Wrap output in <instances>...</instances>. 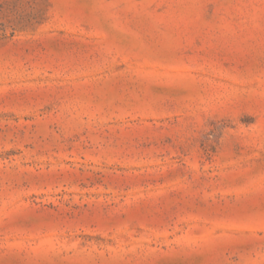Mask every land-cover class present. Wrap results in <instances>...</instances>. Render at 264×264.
Here are the masks:
<instances>
[{
  "label": "rangeland",
  "instance_id": "obj_1",
  "mask_svg": "<svg viewBox=\"0 0 264 264\" xmlns=\"http://www.w3.org/2000/svg\"><path fill=\"white\" fill-rule=\"evenodd\" d=\"M0 264H264V0H0Z\"/></svg>",
  "mask_w": 264,
  "mask_h": 264
}]
</instances>
